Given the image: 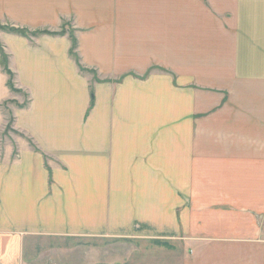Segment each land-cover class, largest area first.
<instances>
[{
  "label": "crops",
  "instance_id": "1",
  "mask_svg": "<svg viewBox=\"0 0 264 264\" xmlns=\"http://www.w3.org/2000/svg\"><path fill=\"white\" fill-rule=\"evenodd\" d=\"M69 21L84 66L127 80L89 111L68 39L0 32L29 97L20 134L0 107V264L108 239L134 241L121 264H264V0H0L3 29ZM8 82L0 53V106Z\"/></svg>",
  "mask_w": 264,
  "mask_h": 264
},
{
  "label": "rangeland",
  "instance_id": "2",
  "mask_svg": "<svg viewBox=\"0 0 264 264\" xmlns=\"http://www.w3.org/2000/svg\"><path fill=\"white\" fill-rule=\"evenodd\" d=\"M2 31H8L11 34H15L16 36L19 37H24L27 39H32V38H38V37H63L66 38L70 41V43L72 44L71 49H70V57L73 58V60H75L79 66V70L80 73L85 76L88 80H89V84H90V109L89 111L94 107L95 102H96V95H95V90H94V86H96L97 84H102V83H111V84H115L116 86H121L124 83H126L125 78H120L119 75L117 74H113V73H108L107 77L103 76L101 77V75L99 74L98 69H90L87 68L86 66H84V64L82 63L81 57L79 55V46H78V37H77V31L74 28V26L69 22H65L63 24V28H61L60 32L57 33H52V32H37V33H31L28 31H23V30H17L15 28H9V29H3L0 28V32ZM74 44L76 45L74 47ZM7 56V55H6ZM113 66L110 67V70H113L114 66H117L114 70L118 69L119 71H121V69H119L118 66H120L119 64L112 63ZM123 66H121L122 68ZM154 72L148 73L146 75V77L143 79L144 81L148 80L153 74H157V75H167L168 72L166 71L165 68L163 67H157L155 70H153ZM13 74V73H12ZM110 75V78H109ZM9 76V75H8ZM116 76V77H114ZM135 77V76H133ZM120 78V79H119ZM137 79H139L137 77ZM9 83H10V87L8 86L12 96L10 99L6 100L3 104H1V112L7 117V119L9 120L8 126L4 129V131H2V134L7 135V134H20L18 131H16L13 128V120H15L14 116H13V110L15 111V114L17 111L22 110L24 108H26L28 106V102H29V97L28 95L18 86L17 82H16V77L13 74V76H9ZM160 87L164 86L165 87V83L164 84H159ZM257 89H260L258 85H256ZM127 99L128 95H124ZM263 97V96H262ZM132 100L136 101V96L131 97ZM162 99V101H166V96L165 94L161 97H159V99ZM258 98V97H257ZM118 96L115 95L114 101L117 102L118 100ZM256 99V98H255ZM259 101V100H256ZM165 105V102H164ZM165 108V107H164ZM161 112V111H160ZM162 115L164 114V118H165V111L161 112ZM110 241H107L105 243H100V244H96V245H100L99 247L104 248V250H80L78 252L73 253V257H75V261L77 262L76 264H82L83 262H89V260L91 261V263L93 262L98 263L99 261H106V262H110L111 264H121L123 263L127 258L132 257V254L135 250V244L134 241L131 239H127V241H123V240H117V239H108ZM64 261L61 264H70V258H64ZM54 262V261H53Z\"/></svg>",
  "mask_w": 264,
  "mask_h": 264
},
{
  "label": "trees",
  "instance_id": "3",
  "mask_svg": "<svg viewBox=\"0 0 264 264\" xmlns=\"http://www.w3.org/2000/svg\"><path fill=\"white\" fill-rule=\"evenodd\" d=\"M47 33V32H44ZM76 45L74 44V47ZM0 53H1V64L3 66L4 72H6L9 76H13L12 72L8 68V58L2 48H0ZM8 86L10 87V83L8 82Z\"/></svg>",
  "mask_w": 264,
  "mask_h": 264
}]
</instances>
